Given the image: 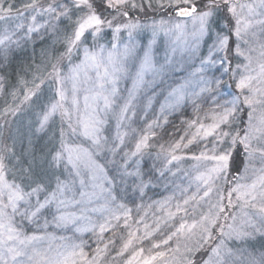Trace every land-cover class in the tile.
Listing matches in <instances>:
<instances>
[{"label": "snow or ice", "instance_id": "1", "mask_svg": "<svg viewBox=\"0 0 264 264\" xmlns=\"http://www.w3.org/2000/svg\"><path fill=\"white\" fill-rule=\"evenodd\" d=\"M13 20L0 31V57L34 36L49 37L54 54L31 86L19 78L23 92L11 95L22 99L4 114L28 105L37 132L55 131L47 153L26 167L0 144V264H106L113 250L112 264H264V244L248 246L264 236V42L253 67L249 40L259 38L257 26L264 34V0H28L22 9L0 0V22ZM175 65L190 70L163 102L147 97L144 115L154 101L159 112L143 131L131 129L130 141L139 94ZM173 115L180 134L152 143ZM154 147L162 163L145 167ZM161 178L173 188L147 205L159 215L133 220L145 207L137 199Z\"/></svg>", "mask_w": 264, "mask_h": 264}, {"label": "rangeland", "instance_id": "2", "mask_svg": "<svg viewBox=\"0 0 264 264\" xmlns=\"http://www.w3.org/2000/svg\"><path fill=\"white\" fill-rule=\"evenodd\" d=\"M28 2L25 1L24 3ZM42 3H47V1H41ZM245 2H251V0H241V3ZM23 3V4H24ZM22 4V5H23ZM23 8V6H21ZM27 15V13H26ZM39 19V18H38ZM16 23L15 20L10 21L8 25H5L4 22H0V31L3 30L5 26L7 27H14V24ZM27 23V21H26ZM259 26L253 29V31H256L258 34V39H252L249 37L250 44L254 51L250 53V55L253 58V67L257 66V62L261 59L260 52L261 48L259 47L260 43L264 42V34L259 33ZM51 39L49 37H45L44 40H41L38 36L33 37V41L27 45L24 46L23 49H13L9 55H11L14 51L19 50H25L27 48L32 47L34 49V46H41V49L35 52L36 60L34 61L32 67L30 68L31 72L28 76L23 77L25 81L29 79V86H31V81L33 79V74L35 75H46L48 71H50V67L48 66V59L51 55H53V49L50 47L51 45ZM167 47V40L166 38H161V41L157 47L156 50V58L159 62H163L164 59V53L165 48ZM247 47V46H244ZM56 49H62V45H55ZM177 61L180 60V56L177 55L175 58ZM38 60V62H37ZM6 65V60H4L2 57H0V76H4L2 74V70ZM190 69L187 68V65L182 69L179 67V65H175L173 70L167 72L163 80H157L155 84H146L145 88L141 91L138 97L137 102V108H136V117L133 118L131 121L130 127H129V133H130V141L131 137L135 135V133L131 132V129H136L137 132L143 131L146 127V123L150 122L151 119L154 118L156 114L159 112V104L156 101L163 102V97L167 94V90L170 86H175L176 83H179L182 81V79L187 75V71ZM152 77L149 75L146 77V81H150ZM6 80L4 82V90L0 92V144H6L9 147H13L16 153V156L19 157L20 164L22 166H27L29 162L33 160L35 157L37 161L40 160V158L47 153L48 148L44 147V143L48 140L47 136L51 139L53 136V132L55 131V128H50L47 131L44 132H37L36 131V123H35V114L34 109L30 108L28 105H21L20 111L17 112L16 115H12L11 113L4 114V109L11 107H16L17 104H19V100L22 99V95L14 100L13 97L10 101L6 100V97L8 96L6 92ZM121 87V95L126 96V89H130L132 87V81L131 79L122 81L120 84ZM16 90L20 93L23 92V88L21 85H15L12 89ZM44 94H47V89H43ZM12 93V92H11ZM155 94L156 101L153 102V106L151 109H147V116L144 115V110L147 102V97ZM4 95V96H3ZM3 96V97H2ZM12 96V95H11ZM35 99V98H34ZM190 111V110H189ZM170 123L168 125L164 126L163 130L157 129V137L155 138V141H152V143H165V146H167L166 142L172 137L169 135V133H175L176 136H178L180 133L178 131V128L182 127L180 124V119H178L175 115L169 116ZM175 125L176 127H173ZM110 127L115 128V121H110ZM40 136H46L42 140L39 138ZM41 140V141H40ZM38 144H41V146H37ZM131 147V142H129V148ZM151 152V156H146V164L145 167H151V165L154 163L157 167H159L162 163L161 160L155 159V153L158 151V148H152L149 150ZM37 153V154H35ZM10 166L16 165L17 161L16 159H11L8 161ZM185 168L190 167V162L184 164ZM156 186L152 188L151 191L147 193V195L144 197L143 200L137 199V204H144L145 207L141 209L139 214L135 211H133V220H136L139 218V216H144L145 213H147V216L145 217L146 221L151 224L153 216L152 214L155 212L157 215L159 213L157 212V209L155 206L151 209L147 207L148 204H151L153 200H161L163 197L168 196L172 192L173 185L171 183L170 178H161L159 181H156ZM176 183H183L185 186H187V180L186 179H177ZM165 184L168 185V187H165ZM195 186L193 185L192 190H194ZM130 207L132 205H129ZM207 205L203 206V210H206ZM238 211V209H233V212ZM228 223H232L231 220L228 221ZM240 219L238 217L237 225H239ZM50 232H54L57 236L62 235H72L71 231H65L61 229H55L54 227L49 228ZM122 231V230H121ZM141 231H143L141 227ZM110 235V233L105 234V239ZM261 235L256 234L254 238L248 242L249 244L252 242L258 240V238ZM85 240L88 241L89 244H93V239L90 238V234H86L83 237ZM161 236L157 234L153 239L159 240ZM117 247L120 244L119 239L116 241ZM172 246H175V242H171ZM147 245V242H146ZM241 246L239 242H229V247H238ZM254 250V249H253ZM115 256V250L111 251L109 253V256L106 259V264H112L111 258ZM116 264H119V258L116 260Z\"/></svg>", "mask_w": 264, "mask_h": 264}, {"label": "trees", "instance_id": "3", "mask_svg": "<svg viewBox=\"0 0 264 264\" xmlns=\"http://www.w3.org/2000/svg\"><path fill=\"white\" fill-rule=\"evenodd\" d=\"M27 1V0H12L14 5L16 7L23 6L22 4ZM41 1H47V0H41ZM22 9V8H21ZM41 49V46H34V49L32 47L27 48L25 50H19V51H14L11 55L8 56V59L6 60V65L1 71L4 77H6V92L8 96L6 97L7 101H10L12 99L11 92L14 86L20 85L18 83L19 78L29 76L31 70L30 68L32 67L34 61L36 60L35 52ZM38 62V60H37ZM29 79L27 80V82ZM4 96V95H3ZM2 96V97H3ZM46 137V136H44ZM43 136H40L39 138L42 140L44 138ZM47 141L44 143V147L48 148L51 147L54 137L52 136L51 139L49 136H47ZM40 140V141H41ZM37 146H41V144H38ZM37 154V153H35ZM264 244V236H260L258 240L252 242L251 245H255V249H260L261 245ZM205 258H207L205 256Z\"/></svg>", "mask_w": 264, "mask_h": 264}]
</instances>
